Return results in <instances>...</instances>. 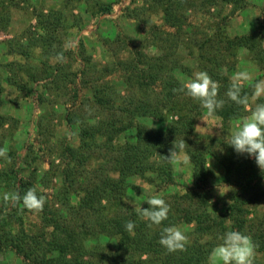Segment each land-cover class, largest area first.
Instances as JSON below:
<instances>
[{"label":"trees","instance_id":"1","mask_svg":"<svg viewBox=\"0 0 264 264\" xmlns=\"http://www.w3.org/2000/svg\"><path fill=\"white\" fill-rule=\"evenodd\" d=\"M198 1L199 7L207 9L234 7L237 3L236 0ZM149 3V7L161 13L162 23L174 29V35L167 40L160 36L156 26L150 28L154 41L166 42L158 46V55L149 57L138 53L132 58L118 59L103 70L91 58L82 57L85 62L75 78L89 88L83 96L87 110L67 112L64 117L68 126L78 125V144L65 145L59 152L65 168L59 172L63 187L55 196L57 202L50 201L40 189L43 180L36 171L28 175L17 171L16 160L11 163L13 170L0 172V179L12 187V196L20 197L12 199L11 213L4 215V209H0V253H14L21 264H207L220 243L217 237L226 231H239L250 237L254 252L264 261V216L255 222L248 213L263 197L264 170L258 168L254 159L235 154L224 142L196 134V121L206 109L179 91L183 83L173 74L182 68L176 60V44L184 34L191 42L189 51L194 49L192 55L198 68L219 84L217 99L224 100V104L216 117L224 123L241 120L247 114L248 103L237 105L229 100L226 92L231 80L223 68L238 48L262 52L257 34L230 38L222 26H215L213 32H203V38L197 41L184 18L185 10L194 7L195 0H151ZM100 9L111 11L109 6ZM7 13L8 2L0 0L2 29L8 21ZM33 17L39 33L26 36L25 44L11 45L10 51L27 57L32 47H39L44 59H41L44 63L40 72L60 90L65 86L59 84L69 80L64 74L66 52L60 36L66 29V16L63 10L45 13L41 9ZM75 20L74 17L73 23ZM58 55L63 59L57 60ZM51 59H55L54 66L47 65ZM14 69L15 63H0V106L3 84H17L6 75L15 74ZM87 69L105 71L106 75L118 73L125 86L124 95L119 96L107 81L100 82L104 74L92 79ZM255 83H242L241 95H246L248 102ZM81 103L74 107L79 108ZM143 120H152L156 126L149 127ZM3 123L0 115V127ZM181 139L188 145L185 152L190 157L191 186L183 195L166 202L169 205L166 220L149 226L138 211L148 205L143 203L135 209L124 198L134 188L131 182L134 177L160 187L173 184V163L163 156L169 154L172 142ZM210 159L221 165L223 180L232 188L225 210L220 214L212 213L209 206V182L213 175L208 165ZM29 189L44 197L41 209H31L23 203L22 197ZM29 212H34L39 219L35 230L26 228L24 219ZM129 221L135 225L132 232L125 228ZM181 224L191 227L185 247L169 252L160 245V234L165 227ZM253 264L264 262L253 258Z\"/></svg>","mask_w":264,"mask_h":264},{"label":"rangeland","instance_id":"2","mask_svg":"<svg viewBox=\"0 0 264 264\" xmlns=\"http://www.w3.org/2000/svg\"><path fill=\"white\" fill-rule=\"evenodd\" d=\"M4 1L8 2V21L5 29L0 28V63H15V74L8 72L6 75L16 80L17 84H3L0 115L4 118V123L0 127V150L4 151V155L0 160V172L13 170L11 167L13 160H16L17 171L23 175L36 171L41 181L43 180L40 189L50 201L56 203L55 196L63 187L59 172L65 168V162L60 160L59 152L65 145L78 144V125L68 126L64 117L67 112L87 110L84 104L86 99L83 96L89 88L75 78V74L85 62L82 57L91 58L100 70H103V67H111L118 59L132 58L138 53L153 57L159 54L158 46L161 43L166 45V42H161L160 39L154 41L150 28L156 26L160 36L167 40L174 35V29L162 23L161 13L157 9L149 7L151 0ZM236 1L234 7L224 5L207 9L199 7V1L195 0V6L184 12L185 22L192 27L191 36L197 41L203 38V32H213L215 26H222L224 33L230 38L257 34L262 52L246 48L236 49L235 55L228 58L223 72L230 80L236 72H248L251 80L241 83L261 81L264 80V0ZM108 6L111 11L108 13L101 11L100 8ZM41 9H44L45 13L47 10H63L67 19L66 29L60 35L63 50L66 52L63 68L69 80L73 78L75 80L60 83L59 85L65 86L60 90L55 84L52 85L49 79H44L40 72L44 59L39 47H32L27 57L10 51L11 45L19 42L25 44L26 36L31 37L39 33L33 15ZM74 17L77 24L72 21ZM144 22L148 24L145 25ZM163 37L159 38L163 40ZM187 38L182 34L181 39L177 41L176 60L182 68L173 72L183 84L195 72L201 71L192 55L194 49L193 51L188 49L191 42ZM47 65L54 66L55 59L48 60ZM87 72L92 79L104 74V77H100V82L107 81L119 96L124 95L125 86L118 73L106 75L105 71L97 72L93 69H87ZM33 76L35 81L32 79ZM79 102H82L81 105L75 108L74 105ZM259 103H264V96L255 101L251 97L246 106V116L241 120L226 123L218 117L215 123L208 120L202 122L200 119L206 116L204 112L196 121V134L224 142V137L247 120L255 105ZM143 121L149 127L156 126L152 120ZM208 165L213 172L209 182L210 211L220 214L225 210L232 188L225 184L223 168L217 161L210 159ZM47 170L50 173L45 175L44 172ZM173 172L174 181L168 187L150 185L134 177L131 179L134 188L128 190L124 198L125 203L138 209L153 195L164 199L165 202H172L175 197L183 195L191 186L190 162L173 163ZM11 188L0 179V209L1 211L4 209V215L13 210ZM262 190L263 197L248 211L249 218L255 222L264 216V184ZM5 194L8 195V199L4 198ZM24 220L26 228L35 230L39 226V219L34 212L27 213ZM13 226L18 227L16 223ZM177 227L185 235L191 230L190 226L182 224ZM253 258L264 262L261 255L256 252ZM0 264H21V259L14 253L2 252ZM207 264H216L212 254Z\"/></svg>","mask_w":264,"mask_h":264},{"label":"clouds","instance_id":"3","mask_svg":"<svg viewBox=\"0 0 264 264\" xmlns=\"http://www.w3.org/2000/svg\"><path fill=\"white\" fill-rule=\"evenodd\" d=\"M57 60H62V55H58ZM251 77L246 71L236 72L231 77V84L226 92L229 100L237 105H246L248 97L241 95L242 83L250 81ZM219 84L213 81L206 72L198 71L186 81L179 91L184 96L190 98L193 102H198L203 109H206V116L200 119L202 122L208 120L216 122V113L223 104L224 100L217 99ZM254 91L252 100L255 101L264 96V80L257 81L253 85ZM216 129H219L216 127ZM224 143L231 147L237 155L247 156L254 159L259 169L264 170V103L255 105L251 116L245 120L238 128L224 137ZM188 146L184 139L172 142L169 154L163 156V159L169 163H188L190 157L185 152ZM4 155V151L0 150V156ZM5 199L8 195L5 194ZM12 199H20L13 194ZM23 203L31 209H41L44 204V197L37 196L34 189H29L22 197ZM144 202L148 205L146 208H139V214L151 225H160L162 221L168 218L169 205L164 199L158 196H151ZM134 222L129 221L125 228L132 232ZM217 239L220 243L213 250L212 258L216 264H253L254 248L250 237L240 233L239 231H226ZM187 241L186 235L178 227L163 228L159 243L167 251L173 252L183 250Z\"/></svg>","mask_w":264,"mask_h":264}]
</instances>
